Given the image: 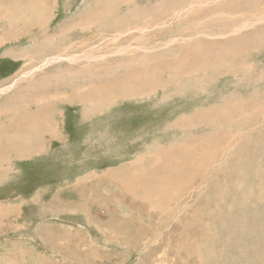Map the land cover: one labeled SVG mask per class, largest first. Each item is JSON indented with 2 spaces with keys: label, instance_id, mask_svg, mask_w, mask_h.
<instances>
[{
  "label": "rangeland",
  "instance_id": "rangeland-1",
  "mask_svg": "<svg viewBox=\"0 0 264 264\" xmlns=\"http://www.w3.org/2000/svg\"><path fill=\"white\" fill-rule=\"evenodd\" d=\"M0 148V264H264V0H0Z\"/></svg>",
  "mask_w": 264,
  "mask_h": 264
},
{
  "label": "bare ground",
  "instance_id": "bare-ground-1",
  "mask_svg": "<svg viewBox=\"0 0 264 264\" xmlns=\"http://www.w3.org/2000/svg\"><path fill=\"white\" fill-rule=\"evenodd\" d=\"M173 58H174V57H173ZM176 58H177V56H176ZM179 58H180V57H179ZM174 63H175V62H174ZM184 63H185V59H184V58H180V59L177 61V65H178V66H176L175 69H178L181 65H184ZM130 69H131V68H130ZM134 69H135V68H134ZM134 69H132V71H131L132 73L130 74V77L133 75V73H134L133 70H134ZM138 72H139V70H138ZM140 72H142V71H140ZM144 73H145V72H143L142 74H140V75L137 76V77H138L137 79H139V78L142 77V76L144 77V80H143L141 86H139V82H136V81H137V79H136V80L134 81V82L136 83V85L130 83V85H129L130 89H137L138 87H142V86H143V83H144V85L147 83L146 80H148V76H147L148 74H147V73L144 74ZM21 80H22V79H20L19 81H21ZM19 81H18V82H19ZM18 82H15V83L17 84ZM132 82H133V81H132ZM125 89H126V88H125ZM49 115H52L51 111H49ZM26 139H27V136H26ZM7 147H8V146H7ZM0 149H1V148H0ZM9 150H10V148H9ZM1 151H2V150H1ZM161 160H162V159H161ZM159 161H160V159L157 160L158 163H159ZM158 163H157V164H158ZM165 163H166V162H165ZM165 163H164V164H165ZM136 165H137V164H136ZM159 166H160V165H159ZM159 166H158V167H159ZM161 166H162V165H161ZM168 166H169V165H168ZM178 166H180V164H179ZM178 166H177V167H178ZM164 167H165V166H164ZM177 167H176V168H177ZM181 167H182V165H181ZM161 169H162V168H161ZM161 169H160V170H161ZM169 169H170V168H169ZM158 170H159V169H158ZM159 173H160V172H159ZM160 181H161V179H160ZM163 181H164V180H163ZM139 182H140V181H139ZM135 187H137V186H135ZM133 188H134V187H133ZM137 188H138V187H137ZM134 189H135V188H134ZM178 195H179V194H178ZM8 212H9V211H8Z\"/></svg>",
  "mask_w": 264,
  "mask_h": 264
},
{
  "label": "crops",
  "instance_id": "crops-1",
  "mask_svg": "<svg viewBox=\"0 0 264 264\" xmlns=\"http://www.w3.org/2000/svg\"><path fill=\"white\" fill-rule=\"evenodd\" d=\"M13 26H16V22L13 24ZM22 30H23V28H22ZM5 32H8V29L6 31H4L3 33H5Z\"/></svg>",
  "mask_w": 264,
  "mask_h": 264
}]
</instances>
